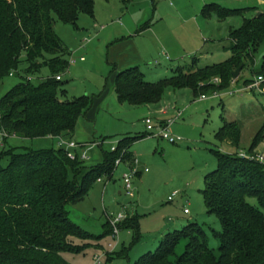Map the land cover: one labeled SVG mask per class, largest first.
Returning <instances> with one entry per match:
<instances>
[{
	"label": "trees",
	"instance_id": "trees-1",
	"mask_svg": "<svg viewBox=\"0 0 264 264\" xmlns=\"http://www.w3.org/2000/svg\"><path fill=\"white\" fill-rule=\"evenodd\" d=\"M133 2L120 0L124 9ZM94 7L95 0H0V82L18 74L22 63L26 66L24 81L0 100L4 145L13 136L25 140L74 137L91 100H61L66 90L56 77L67 73L71 52L56 34L55 23L59 20L76 28L81 14L94 16ZM251 10L206 4L201 11L204 19H242V25L229 34L231 57L203 67L193 58L191 64L178 67L171 77L157 82L146 81L136 67L128 69L116 78L119 102L131 106L157 104L168 90L190 89L195 97L213 95L230 89L233 72L241 66L245 70L248 63L254 66L255 78L264 76V55L259 69H255V54L264 44V12L249 17ZM43 68L49 69L50 76L38 86L32 85L28 78L39 75ZM215 78L220 84L208 83ZM253 80L245 79L244 85ZM241 134L237 122L224 119L216 138L239 149ZM143 138L145 135L120 139L116 151L104 152L102 162L95 166H87L79 158L69 159L63 148L18 152L14 147H3L0 264H69L63 254L84 250L78 242L91 235L70 219L67 207L83 200L98 179L111 180L119 158L132 165L130 150ZM263 141L261 132L248 153L256 156ZM213 152L217 168L206 178L203 197L208 213L217 215L222 224V233L215 235L218 249L210 247L205 230L191 223L166 233L155 252L140 256L133 264H264V162L239 158L237 153ZM249 199H255L259 207ZM106 227L111 236L109 222ZM120 228L137 229V217L126 218Z\"/></svg>",
	"mask_w": 264,
	"mask_h": 264
},
{
	"label": "rangeland",
	"instance_id": "rangeland-1",
	"mask_svg": "<svg viewBox=\"0 0 264 264\" xmlns=\"http://www.w3.org/2000/svg\"><path fill=\"white\" fill-rule=\"evenodd\" d=\"M108 1H110L109 3L113 7L120 5L119 0H115L114 2L112 0ZM169 1H166L168 5L170 4ZM181 1L182 5L189 7L194 4V1L200 0ZM229 1L231 3H228ZM170 2L173 3V1ZM212 2L227 9L234 10L242 8L240 7L242 3L235 5L234 0H209L205 4ZM101 3L104 4V1ZM148 5L150 7H148V10H145L146 7L142 6V4L130 8L132 10L129 12L133 15L134 19L141 18L138 17L140 10L147 14L146 20L138 26L139 32L145 29V24L151 25L153 22L161 20L164 17H167L168 22L173 19L169 8L163 4L162 0H149ZM102 15L106 16L105 14ZM125 15L121 14L119 19L111 21L109 24L116 22L117 25H124L126 19H130L128 15L125 19ZM82 17L87 16H80L79 25L83 24ZM239 21V18H235L230 24L238 27ZM100 26L107 27L106 24H100ZM213 26L214 23L211 24V27ZM55 31L71 49L76 50L75 55L77 57L85 56V65L90 69L89 72L82 74L80 68H73V71L76 73V79L74 78L73 81L72 79H69V81L64 79V87L66 90L69 91L70 85L72 87V90L68 94L70 100L81 97H88L91 100L90 110L78 121L75 136L71 139L66 138L65 140L67 142L71 141L84 144L87 148L95 144V147L89 151L90 160L86 161L87 166H95L102 162L103 153L111 152V148L115 147L121 138L127 135L141 136L146 132L143 117L137 113L126 116L121 112L119 113L117 109L113 111V114L109 111L108 114L102 112V107H99L100 99L107 87L108 92L110 90L112 68L107 69L108 53L106 47L95 42L92 34H89L88 27L80 29V33H83L82 36L85 35V39L83 37L81 39L79 38L76 28L63 24L59 20H56ZM229 45V42H225L219 51L211 50L207 54L205 53L206 60L197 57L199 59L197 66H212L225 62L232 55ZM81 46L85 47L83 51H77ZM210 47L213 48L212 46ZM157 48L154 47L155 57L153 58L161 59V64L164 66L162 69L157 70V72L162 73L161 76L164 77L171 76L172 69L174 70L176 67L170 68L169 65L167 67L166 60L162 58L163 51ZM263 55L264 44L255 54V69H259ZM153 58L152 60H154ZM192 58L194 57L188 56L187 61H189V64H191L190 60ZM186 62H181L180 64L184 66L189 65H185ZM25 67V64L22 63L18 74L8 76L0 82V100L12 88L24 81ZM151 67L155 68L159 67V65L154 63L153 66L150 65ZM145 68L147 74L150 73L146 66ZM167 68L170 69L165 75L164 71ZM253 68L254 66L248 63L245 70L241 71L239 78L236 80L233 79L230 89L217 92L218 97L207 98L205 103L207 102L211 105L208 111H205L204 106H195L192 111L193 115L191 120L187 122L188 124L184 122L187 119L186 114L184 118L180 119L181 121L176 124V127L182 128L180 134L174 133L173 130H171V133L175 137H182L184 139L183 142L170 144L165 140L146 138L145 136V139L135 144L131 153L133 160L137 159L139 161L137 168L142 172L143 176L141 178L137 176L133 179L134 198H129L124 191L123 177L128 172L127 167L131 165L128 162H123L121 166L116 168L112 180L102 177V184H97L96 182L83 200L76 205L67 207L70 219L82 230L91 235L86 241L78 242L80 246H84V250L63 254L69 264H95L96 257L100 258L101 264H133L140 256L148 253L145 252L139 257H135V250L140 247L138 245L142 242L152 241L153 237L150 234H153L155 230L162 228L166 224L173 226L174 223L177 227H171V232L181 230L191 223H196L208 234L210 247L215 251L218 249V242L215 235L222 233V224L217 215L208 213L204 202L203 191L206 188L207 176L217 168V158L213 151L220 150L230 155H236L237 153V156L242 158L241 155L249 154L248 151L259 133L262 132L264 137V94L260 93L257 89L250 88L253 83L244 85L245 79L253 80ZM105 69L108 70V73L104 79L103 88L101 90L96 89L95 93H92L93 87L102 82L100 74ZM151 75L149 74L147 77L148 80ZM49 76V69L43 68L39 75L31 77V83L34 86H38ZM215 79H212L208 83L220 84V80L217 83ZM88 80L92 84L88 83ZM150 80L156 81L158 79ZM81 82H85V86L83 84L81 85ZM191 100L197 101L193 98ZM116 103L119 105L118 102ZM91 113L93 119L90 117ZM97 114L100 116L98 122L96 120ZM224 119L229 122H237L241 126L242 134L239 149L231 147L227 142H220L216 138L217 132L223 126ZM187 121L189 120L187 119ZM185 124L188 127L184 129L181 125ZM3 133L0 121V151H3V147L1 148V145L4 143L2 141ZM44 140L46 138L25 140L14 138L13 136L7 139L6 144L14 146V148L18 149V152H23L26 149L37 151L60 148L57 141L49 142ZM80 153L78 151V154ZM255 153L256 155H264V141L259 145ZM7 163V160L3 161V165ZM146 169H148V173L145 172ZM95 189L96 192H94ZM121 192L122 194H120ZM175 192H178L179 195L174 198V201H169V198ZM249 202L259 207L255 199H249ZM185 208L190 211L189 214H185ZM107 213L116 215L124 213L127 218L136 216L138 219V228H123L120 231L119 243H115L109 233L107 234ZM137 238H139L138 241L136 240ZM160 240L158 239V243L153 247L151 252L157 250L160 245ZM111 244L113 247H110Z\"/></svg>",
	"mask_w": 264,
	"mask_h": 264
},
{
	"label": "crops",
	"instance_id": "crops-1",
	"mask_svg": "<svg viewBox=\"0 0 264 264\" xmlns=\"http://www.w3.org/2000/svg\"><path fill=\"white\" fill-rule=\"evenodd\" d=\"M103 1H104V4L101 3ZM103 1H97V0L95 1L93 17H89L85 15L87 17H82L83 24L79 25L78 22L80 20V16L84 15V14H81L76 24L77 34H79L80 39L81 37L83 38L85 37V35L82 36L83 34L82 32L80 33V29L81 28L84 29V27H88L89 34H92V36L95 39V42L103 45L107 49V53H108L107 69L109 70L112 68V71H111L112 79L110 80V84H111L110 90L108 92V87H107V89L104 91V94L100 99L99 107H102L101 108L103 110L102 112L107 113V114H108V111L113 114V111L115 109H117L119 113L121 112L122 114L126 116L137 113L138 115L143 117V124L145 125V130H146L144 134L146 133L145 134L146 138L149 137V138H154L158 140H163L158 137L150 136V133L147 129V125L145 123L146 119H152L155 132L158 130V127L160 125L173 121V124L171 125L170 130H173L174 133L180 134L182 128L180 129L179 127H176V124L179 121H181L180 120L181 118H184L185 114L189 121H187L186 119L184 122L185 123L190 122L191 117L193 115L192 111L194 110L195 106H202V107L204 106L203 108H205V111H208V108L211 105L208 104L207 102L205 103L206 99L202 100L201 96L195 97L193 92L190 89H182V90H176V91L168 90L163 100L157 104H150V105H144V106H131L128 104H122L119 102L116 91H115L117 76L120 73L128 69L136 67L140 70L141 73L145 75V80L148 82L155 81V80H150V79H158L155 81L157 82L161 79L169 78L173 75L174 71L178 67L184 66V65H181L180 63L181 62L185 63L188 59V56L194 57V58L196 56V58L198 57L199 59L206 60L205 55L208 52H210L211 50L219 51L221 49V46L224 45L225 42H229L230 43L229 46H231V40L229 39V34L232 29H237L242 25V19L239 18L240 21H239L238 27H234L230 24V22L234 20L235 18H230L225 21H219L216 17H212L210 19H204L201 15V11L203 7L206 5L205 3L208 2L209 0L194 1V4L190 5L189 7L188 6L185 7L184 5H182L181 0H170V1H173V3H171L169 0H162L163 4L166 5L167 8H169L170 13L173 16V19H171V21L168 22L167 17H164L161 20L153 22V24L151 25L145 24L144 25L145 29L142 32H139L138 26L140 23H143V21L146 20L147 14L146 12H141L140 10L138 17H141V18L134 19L133 15L130 13L132 10L130 8H133V6H139L140 4H142V6L146 7L145 10L146 9L148 10L150 8L148 5L149 0H134V2L130 5L131 7L129 6L127 9H124L121 3L120 5H117V7L116 6L113 7L109 3L110 1L108 0H103ZM112 1L114 2L115 0H112ZM166 1H169L170 4L168 5ZM234 2L236 3L235 5H240L242 3V5L240 6L242 8H239V9H252L251 10L252 12H250L247 15L249 17L257 15L258 13L264 12V0H234ZM135 3L137 4L134 5ZM212 3H215V2H212ZM228 3H231V2L229 1ZM111 6H112V9H111ZM234 7H237V6H234ZM102 14H105L106 16ZM121 14H124V15L126 14L124 17L125 19L127 18V15L130 16V19L129 20L126 19L124 25H117L116 22H112V24H109L111 21L119 19L121 17ZM213 23H214V26L211 27V24ZM100 24H106L107 27L100 26ZM64 43L66 44V42ZM66 46L71 52V55L68 57V59H70L71 56H74L78 60L75 65L69 66L67 73L64 74L65 77H63L64 75L62 76V82H65L64 79H67L68 81L69 79H72L73 81V79L76 77V73L73 71L75 68H80V72L82 74L90 71L88 66L85 65L86 63L85 56H84L85 61H81L80 58L82 57L81 56L77 57L75 55L76 50L71 49L67 44ZM210 46H212L213 48H211ZM154 47L156 48L158 47L157 49H159L160 51H163L162 58L166 60V62L165 61L164 62L166 63L167 67L168 65L170 68L176 67L174 70L172 69L173 72L171 76L164 77V76H161L162 73L157 72V70L162 69V67L164 66L161 64V59L158 60V58L157 59L153 58L155 57ZM83 48L85 47L81 46L80 49L77 51H81V50L83 51ZM152 58L154 60H152ZM198 58H197V61H199ZM192 59L190 60L191 62H192ZM156 62L159 63V67L150 68V65L153 66V64L154 63L156 64ZM188 62L189 61H187L185 65L189 64ZM145 66L147 67V70L150 71V73L147 74ZM170 68H167L164 71L165 75L168 73ZM108 70L105 69V71L101 72L100 77L102 79V82L96 84L95 87H93L92 93H95L96 89L101 90V88H103L104 79L106 78ZM149 74H152V75L150 76L148 80L147 77L149 76ZM254 78L255 76L253 77V79ZM88 83L92 84L89 80H88ZM82 84L85 86V82L84 83L81 82V85ZM64 89L66 90L65 87ZM71 90H72V87L70 85L69 91ZM69 91L66 90V94L63 97H61L62 98L61 100L72 101L69 99V96H68ZM87 91L86 93H88ZM209 97H214V96L208 95L207 98ZM192 98L197 101H192L191 100ZM116 102H118L119 105H117ZM182 107H183V110H182ZM91 116H93L92 113L90 117ZM96 116H97L96 120L98 122V119L100 116L99 114H97ZM91 119H93V117H91ZM174 127L176 128L174 129ZM181 127H184L185 129L186 127H188V125L186 124L181 125ZM143 135L141 136L127 135L125 137L133 138V137H142ZM14 138H18V137H14ZM179 138L182 139V142H183L184 139L182 137H179ZM141 140L136 141L133 144L130 151H132L135 144ZM44 141H49V142L57 141L58 142V138L49 137V138H46V140ZM6 143L5 145L2 144L1 148L2 147L4 148L14 147L12 145L9 146ZM128 163L131 165L130 162ZM127 169L129 171V167H127ZM137 176L141 178V176H143L142 172L139 171ZM97 184H102V182L101 183L97 182ZM94 192H96V189ZM120 194H122V192ZM171 227L176 228L177 226L175 223L173 226H171V224H168V225L166 224L165 226H162V228L155 230L153 234H150L153 237L152 241L140 243L138 245V247L139 246L140 247L137 250H135L134 256L139 257L145 252H151L153 247H155L156 244L158 243L157 242L158 239H162L166 233L171 232L170 230Z\"/></svg>",
	"mask_w": 264,
	"mask_h": 264
},
{
	"label": "built area",
	"instance_id": "built-area-1",
	"mask_svg": "<svg viewBox=\"0 0 264 264\" xmlns=\"http://www.w3.org/2000/svg\"><path fill=\"white\" fill-rule=\"evenodd\" d=\"M77 60H78L77 58H75L74 56H71L69 59V66L75 65ZM80 60L85 61V58L82 57V58H80ZM157 64L159 65L158 62H156V65ZM11 76H13V74H11ZM56 79H57V81H61L62 76H58V77H56ZM28 80L30 81L31 78H28ZM215 81L218 83L219 79L216 78ZM250 88L257 89L260 93L264 94V76L256 77L253 84L250 86ZM213 96L218 97V94L215 93V94H213ZM201 99L205 100V99H207V96H201ZM180 116H181V114H180ZM145 123L147 125V129L150 133V136L161 138V139L169 142L170 144H179L182 142V139H180L179 137H175L174 135L171 134L170 127L173 124V121H170L168 123L160 125L156 132L154 131L155 128L153 126L152 119H146ZM5 137H6V134L3 133L2 134V141ZM58 143H59L60 148L65 149L66 155L69 159L76 160L77 158H79V160H81L83 162L90 160L89 151H91L95 147V144H93L92 147L87 148V146L84 144H78V143L71 142V141L67 142L64 138H58ZM78 151L81 153L78 154ZM114 151H116V146L111 148V152H114ZM241 157L244 159H248V160L256 159L262 163L264 162V155L253 156L251 154H248V155L245 154V155H241ZM122 163H123L122 158H119L116 161V168L118 166H120ZM138 164H139V161L137 159H135L133 161V164L129 167V171L123 177L124 191L129 198L135 197V191L133 188V179L139 173V170L137 168ZM145 171L148 172V169H146ZM97 182L101 183L102 178L98 179ZM178 195H179V193L175 192L173 194V196H171L169 198V201H174V198H176ZM184 212H185V214H189L188 209H185ZM106 216H107V220L110 224V227L112 229L111 238L115 243H119V240H120L119 236H120V231H121L120 225L122 224V222L127 217L124 213H119L117 215L113 214V213H111V214L107 213ZM110 247H113V245L111 244ZM95 264H101L99 257L95 258Z\"/></svg>",
	"mask_w": 264,
	"mask_h": 264
},
{
	"label": "water",
	"instance_id": "water-1",
	"mask_svg": "<svg viewBox=\"0 0 264 264\" xmlns=\"http://www.w3.org/2000/svg\"><path fill=\"white\" fill-rule=\"evenodd\" d=\"M260 14L261 13H258L256 16H259ZM242 69H243V66L239 67L236 71L233 72L232 76L234 80L239 78Z\"/></svg>",
	"mask_w": 264,
	"mask_h": 264
}]
</instances>
